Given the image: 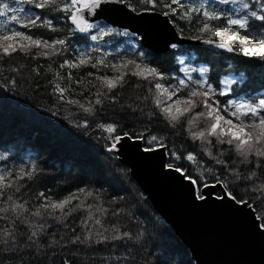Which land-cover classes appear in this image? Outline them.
Returning a JSON list of instances; mask_svg holds the SVG:
<instances>
[{"label": "trees", "instance_id": "obj_1", "mask_svg": "<svg viewBox=\"0 0 264 264\" xmlns=\"http://www.w3.org/2000/svg\"><path fill=\"white\" fill-rule=\"evenodd\" d=\"M181 1L188 6L194 0ZM0 2H8L14 7L23 6L33 13L41 11L28 4L16 5L13 0ZM203 2L209 10L235 9L232 5L218 4L217 0ZM137 7L145 6L138 4ZM156 10L162 11L159 8ZM44 15L53 18L54 25L60 31L38 28L32 29V34L43 38H65L69 50L63 55L39 56L36 59H32L30 54L16 53L0 61V164L5 168H30L32 163H36L38 168L33 180L21 181L23 186L20 191L13 193L14 202L28 201V211L0 212V217H7L0 219V264H63L65 259L71 264H193L187 249L152 209L131 179L128 169L118 162L113 153L106 151L110 134L99 127L101 124H117V134L130 132L139 135L143 132L146 137L142 140L144 148L149 146L147 139L156 135L166 147L168 165L186 170L193 178L202 176L207 183H215V178L219 177L226 181L227 187L222 185L227 192L248 200L257 206L258 214L264 215L259 208L264 202V163H259L256 157H249L251 163H242V157L231 146L218 144L212 137L209 138L211 144L192 140L190 131L203 129L206 127L205 121L197 122L191 130L188 129V118L175 127L170 126L152 102L148 81L128 74L121 87L108 93L106 89L99 88L94 76L89 77L87 73L91 71L96 75L111 76L113 73L110 69H61L60 64L64 59L74 57L77 46L89 43V35L72 32L71 22L63 13L45 10ZM169 18L176 20L174 26L180 35L191 38L200 35L196 31L202 23L199 14L194 13L191 23L178 17ZM210 23L214 26L224 25L223 20ZM252 23L251 34L256 35L261 31L260 22ZM130 34L119 36L114 43L121 42L123 38L137 41V37ZM204 38L218 39L210 37V34H204ZM136 43V51L145 53L143 61L150 62L165 74L167 79L162 81L165 86H176L180 78L186 77L182 71L185 62L190 69L197 70H191L193 79L202 78L198 69L208 68L203 78L217 91L223 88L221 81L230 79L228 95L215 97L221 106L235 98H264V61L245 57L238 51L228 54L188 44L177 45L175 49L171 47L163 54H154ZM125 59L131 58L128 56ZM136 59L138 63L141 62L140 53L136 54ZM13 68L17 71L13 72ZM69 72L72 73L71 81L67 79ZM12 80H15L14 85ZM77 80L81 83H77ZM57 84L66 89L63 98L56 91ZM98 91L105 95L97 96ZM154 91L152 89V93ZM112 96H115L114 101ZM96 99L102 103L95 104ZM69 100L79 103H69ZM81 105L91 107L92 111L85 112ZM206 149L211 156L205 154ZM189 153L195 156V160L186 159ZM22 157L28 160L20 165L17 161L14 163L13 159L23 160ZM217 160L224 163H217ZM252 172L255 175L247 179ZM81 187L94 194L84 201L86 205L94 206L91 210L93 219L87 224L83 223L88 217L85 209H78L60 219H57L60 213L54 216L43 212L41 216L31 215L44 202L37 199L40 192L57 199ZM78 202L73 201V205ZM11 203L8 202L9 205ZM97 205L106 208L107 212L103 215L96 212ZM7 206L0 201V208ZM96 218L101 219L102 226L95 224ZM113 226L118 227L121 233H131V239L113 240L112 236L116 234L112 231ZM5 228L13 229L17 240L25 243H29L27 237L31 231L40 230L34 238L35 244L5 254L4 249L8 247L3 243ZM98 232L108 239L97 243ZM76 236H80L81 240L90 236V239L74 244L72 241Z\"/></svg>", "mask_w": 264, "mask_h": 264}, {"label": "snow or ice", "instance_id": "obj_2", "mask_svg": "<svg viewBox=\"0 0 264 264\" xmlns=\"http://www.w3.org/2000/svg\"><path fill=\"white\" fill-rule=\"evenodd\" d=\"M217 2L220 5L235 6V9L228 11L223 9L219 11L209 10L204 2L199 3L198 6L195 4L187 6L181 0H136L135 3L132 0H13V3L16 5L28 4L36 10H41L39 13H32L25 12L22 7H14L8 2H0V18H2L0 19V61L16 53L30 54L32 59H36L39 56L48 58L63 55L69 50L65 38H43L32 34V29L38 28H45L51 32L60 31L54 25L53 18L44 15L45 10L63 13L66 19L71 22L72 28L70 30L72 32L87 34L92 41H98L114 33L124 36L132 35L127 31L117 32L113 27L101 24L98 20L91 21L88 18L95 17L97 12L102 10V6L106 4L124 5L129 11L137 14L159 8L162 9L160 14L164 17H178L190 23L193 20L194 13H197L199 14V18L202 19V23L196 29L200 35L192 37L193 39H202L204 43L215 44L217 47L225 49L228 52L238 51L245 57L264 61V0H217ZM138 4L145 7L138 8ZM22 16L23 18H21ZM221 20L224 21L223 26H214L210 23ZM253 21L260 22L259 27L261 31L256 35L251 34V29L254 27ZM171 23L175 25L176 20L173 19ZM93 30L97 34H92ZM204 34H210V37L218 39H205ZM171 47L175 49L177 45L173 44ZM33 49L36 51L33 52ZM95 51H98V49L78 50V54L73 58L64 59L63 63L60 64V68L71 70L91 67L92 69H97V71H99V68L110 69L113 73L111 76L96 75L91 71L87 73L89 77L94 76L95 80L99 83V88L106 89L108 93H112L114 89L121 87L125 76L128 74L148 81L152 102L155 108L159 110V114L170 126L175 127L184 118H188V129L191 130L197 122L205 121L206 127L198 131H190L192 140L206 141L211 144L212 141L209 138L212 137L215 138L218 144L231 146L237 155L242 157V163H251L249 157H256L259 163H264V98L258 100H229L227 104L221 106L215 97L227 96L230 89L227 87L225 81H221L222 84H226V87L217 91L206 78H203L209 71L206 67L198 69L202 77L200 79H193L189 74L185 78H180L176 86H165L162 81L167 79V77L158 67L152 66L150 62L143 61L145 57L144 52H140L142 60L139 63L136 59L124 58L120 59L118 63H110L106 59L107 54L93 56L92 52ZM180 63H183V61L180 60ZM12 71L16 72L17 69L13 68ZM184 71L187 72L188 70L184 69ZM192 71L197 70L193 69ZM57 77L60 78L59 73H57ZM67 79L69 81L72 80L71 72L68 73ZM11 83L14 85L15 80H12ZM77 83H81V81L77 80ZM89 83L91 82L89 81ZM92 86L96 87L95 84ZM152 89L155 90L154 93H152ZM56 91L63 98L66 89L61 88L57 84ZM101 95H105V93L98 91L97 96ZM111 99L114 101L115 96H112ZM68 102L79 103V101L73 100H69ZM101 103L100 99L95 100V104L99 105ZM81 107L84 108L85 112L92 111L91 107H84V105H81ZM197 109L202 110L197 111ZM99 127L104 132L110 134V143L106 147V151L116 154L117 157L121 142L124 139H146L143 132L139 135L130 132L117 134L118 125L115 123L101 124ZM147 143L149 146L143 149L145 152L165 147L156 135H151L147 139ZM205 154L211 156V152L207 149L205 150ZM172 155H175V153H172ZM179 158L177 157V159ZM186 159L193 161L195 160V156L189 153ZM217 163L223 164L224 161L217 160ZM168 167L172 169L171 164ZM174 170L194 186L193 196L197 200H204L208 195H211V193L206 192V189L209 187L214 188L221 183L227 187L226 181H222L219 177L215 178L216 183L209 184L204 182L202 176L193 178L188 175L186 170L180 167H176ZM37 173L38 168L36 163H32L30 168L23 166L19 168H0V201L8 205L7 207L0 208V212H7L9 210L14 213L28 211L26 207L28 201H24L23 203L14 202L13 193L20 191V188L23 186L21 181H31ZM254 175L255 172H252L247 179H251ZM93 195L92 191L84 187L78 188L76 191L63 196V198L57 199H54L51 195H46L44 192H40L37 199L44 202L40 203L31 215L41 216L43 212L49 216H54L56 213H60V216L57 217V219H60L78 209H85L88 211V217L83 223L87 224L89 220L93 219V212L91 210L94 206L92 204L86 205L84 201ZM226 197L238 205L248 207L255 215L257 221L260 222L258 227L264 230V215L258 214L256 205L246 199L237 198L232 192H227ZM216 198L223 199L225 195H217ZM9 201H12L10 205L8 204ZM73 201L79 202L73 205ZM259 208L261 212H264V202H262ZM95 211L103 215L107 212V209L97 205L95 206ZM117 214L113 213V215ZM0 219H7V217H0ZM94 222L96 225L102 226L101 219L96 218ZM39 230L31 231L27 237V242L29 243H25L17 240L13 229H3L5 237L3 243L8 245V247H5L4 253H15L18 248L35 244L34 238L37 237ZM112 231L116 233L112 236L113 240L131 239V233H121L118 227L113 226ZM97 236V243H102L108 239L107 236H104L100 232L97 233ZM88 239H90V236L84 238V240ZM84 240H81L80 236H76L72 243H83ZM9 241H11V244H9ZM63 264H71V261L65 259Z\"/></svg>", "mask_w": 264, "mask_h": 264}, {"label": "water", "instance_id": "obj_3", "mask_svg": "<svg viewBox=\"0 0 264 264\" xmlns=\"http://www.w3.org/2000/svg\"><path fill=\"white\" fill-rule=\"evenodd\" d=\"M88 18L135 34L140 46L154 54L167 52L173 44L234 52L180 35L170 18L157 10L137 14L124 5L106 4L95 17ZM143 149L142 140L124 139L118 157L113 154L187 249L193 264H264V230L248 207L227 198L222 183L207 188L211 195L206 199H195L194 186L174 170L176 167L169 169L166 147L150 152ZM216 192L225 198L217 199Z\"/></svg>", "mask_w": 264, "mask_h": 264}, {"label": "rangeland", "instance_id": "obj_4", "mask_svg": "<svg viewBox=\"0 0 264 264\" xmlns=\"http://www.w3.org/2000/svg\"><path fill=\"white\" fill-rule=\"evenodd\" d=\"M186 1H188V0H186ZM201 2H203V0H194V1L189 2L188 6H192L193 4L198 6V4L201 3ZM19 7L24 8L23 6H19ZM24 10H25V12H32L28 8L27 9L24 8ZM21 18H23V16ZM0 19H2V18H0ZM101 24H106L107 26H110L109 24L104 23L103 21H102ZM110 27H112V26H110ZM116 31L117 32H124V30H116ZM92 34H97V33H96V31H94V32H92ZM114 35H115L114 38H108V37L104 38L103 37L102 39H100L98 41H92L90 39V36H88L89 43L77 46L76 47V52L74 53V56L76 54H78V50L98 49V51L92 52V55L93 56H100L102 54H107L106 59L110 63H118L120 59H122V58L125 59L128 56H130L131 59H136V54L140 53V51H136V46H137L136 42L137 41H135L133 38H127V39L123 38L121 40V42L114 43L115 40L119 36L125 37L124 35H118V34H115V33H114ZM184 63H183V66H182L183 70L182 69L181 70L184 72L185 76H187L189 74L191 75V70L192 69H190V67L187 65V63H185V64ZM184 69H187L188 71L185 72ZM223 81L226 82L227 87H228V85L230 83V79L229 78H225ZM226 84H223V88L226 87ZM230 100H243V99L235 98V99H230ZM22 159L23 160H18L17 158H15L13 160H14V163H15V161H17L18 165H20L21 163H25L28 160L27 157H22ZM0 168H5V167L0 164ZM215 195H219V193L216 192Z\"/></svg>", "mask_w": 264, "mask_h": 264}]
</instances>
